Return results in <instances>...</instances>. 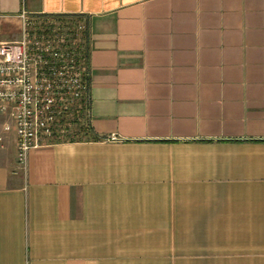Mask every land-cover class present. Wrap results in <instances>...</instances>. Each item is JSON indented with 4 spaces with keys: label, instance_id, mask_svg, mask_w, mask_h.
I'll return each mask as SVG.
<instances>
[{
    "label": "crops",
    "instance_id": "1",
    "mask_svg": "<svg viewBox=\"0 0 264 264\" xmlns=\"http://www.w3.org/2000/svg\"><path fill=\"white\" fill-rule=\"evenodd\" d=\"M22 11L88 25L89 117L24 168L0 112V264H264V0H0V42Z\"/></svg>",
    "mask_w": 264,
    "mask_h": 264
},
{
    "label": "built area",
    "instance_id": "2",
    "mask_svg": "<svg viewBox=\"0 0 264 264\" xmlns=\"http://www.w3.org/2000/svg\"><path fill=\"white\" fill-rule=\"evenodd\" d=\"M20 16L21 37L0 42V112L13 121L16 160L25 168L32 148L78 139L87 123L89 32L70 15H41L39 24Z\"/></svg>",
    "mask_w": 264,
    "mask_h": 264
},
{
    "label": "rangeland",
    "instance_id": "3",
    "mask_svg": "<svg viewBox=\"0 0 264 264\" xmlns=\"http://www.w3.org/2000/svg\"><path fill=\"white\" fill-rule=\"evenodd\" d=\"M29 17L32 21L35 22V24H39L41 22L46 21V18H44L45 16H41V15H31V16L29 15ZM77 138H81V136H77Z\"/></svg>",
    "mask_w": 264,
    "mask_h": 264
},
{
    "label": "trees",
    "instance_id": "4",
    "mask_svg": "<svg viewBox=\"0 0 264 264\" xmlns=\"http://www.w3.org/2000/svg\"><path fill=\"white\" fill-rule=\"evenodd\" d=\"M88 126V124L86 123V127Z\"/></svg>",
    "mask_w": 264,
    "mask_h": 264
}]
</instances>
